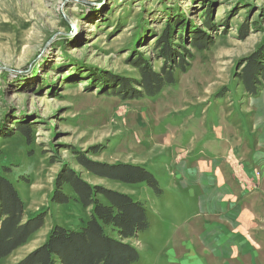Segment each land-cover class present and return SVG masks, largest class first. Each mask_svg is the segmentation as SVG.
<instances>
[{
    "label": "rangeland",
    "instance_id": "374dc122",
    "mask_svg": "<svg viewBox=\"0 0 264 264\" xmlns=\"http://www.w3.org/2000/svg\"><path fill=\"white\" fill-rule=\"evenodd\" d=\"M165 27L192 56L187 72L173 69L174 84L156 97L123 95L127 84L140 90L139 57L161 72L155 40ZM201 34L200 51L190 45ZM261 56L264 0H0V175L23 201V222L44 213L43 226L0 264L20 263L55 225L85 226L93 206L79 203L69 172L143 206L150 224L138 239L106 229L139 252L132 264L178 262L170 243L180 237L206 264H264V160L240 150L238 120L250 119L255 133L264 124L263 102L242 81ZM253 143L264 152V142ZM127 165L151 173L156 188L115 178L111 168ZM216 167L226 168L228 187L217 184ZM61 195L66 203L53 202ZM177 229L183 235L172 237Z\"/></svg>",
    "mask_w": 264,
    "mask_h": 264
},
{
    "label": "trees",
    "instance_id": "16d2710c",
    "mask_svg": "<svg viewBox=\"0 0 264 264\" xmlns=\"http://www.w3.org/2000/svg\"><path fill=\"white\" fill-rule=\"evenodd\" d=\"M211 21L213 20H204L203 25L215 31ZM170 30L165 27L161 36L155 40V48L159 58L163 60L161 72H155L146 58L139 57L133 65L139 71L140 80L137 84L140 90H131L127 84L123 95H126L128 90V95L134 98L156 97L164 87L174 84L173 69L187 72L190 64L185 60H191L192 56L188 53L189 56L184 57L176 50L177 46ZM192 39L191 47L200 51L206 49V35L193 36ZM247 66L242 72V81L246 91L255 96L264 87V56ZM19 132L26 134L22 127ZM111 169L118 174L115 177L118 180L131 183L146 182L156 188L155 178L142 167L127 165ZM67 174L65 182L73 187L79 196V203L84 207L93 206L90 219L79 231L55 225L45 244L18 264H132L138 261L139 252L128 244L112 239L106 229L113 227L122 239H137L139 232L149 226L143 206L130 196L118 192H98L97 188L91 187L74 172ZM96 194H102L109 204L99 201ZM67 201L62 195L59 199L53 198L56 203ZM43 215L44 213L35 215L23 222V201L13 183L0 175V260L25 244L29 237L43 226Z\"/></svg>",
    "mask_w": 264,
    "mask_h": 264
},
{
    "label": "crops",
    "instance_id": "0c3cea01",
    "mask_svg": "<svg viewBox=\"0 0 264 264\" xmlns=\"http://www.w3.org/2000/svg\"><path fill=\"white\" fill-rule=\"evenodd\" d=\"M251 99H255L256 101H261V102H263V105H264V87L261 89V91L257 95L251 96ZM257 114L259 116V117L257 116L259 118V120H262L263 123H264V107L262 109H260L259 113H257ZM246 118L247 117L246 116L244 117V115H243V117L238 118L239 122H241L240 123L241 124L240 133L242 135V138H241V149L240 150L245 152V157L248 156L249 153H251L250 155H252V159H253V157H255L257 160L258 159L259 160H261V159L264 160V152H259V150H258V152H255V148L251 147L254 144L253 143L254 141H256L257 143H261V144L264 142L263 141L264 140V133H263L264 132V124L262 125V129H261L262 131L260 130V132L255 133V132H253V130L251 128L250 119H249V121H247ZM212 137H213V135L210 138L212 139ZM249 142H250L251 146L249 145ZM202 150H203V148L200 149L199 153H197V150H195L196 153L198 154L196 157L201 156V153H203ZM199 163L202 164V165L203 164L206 165V163H204L202 160H200ZM220 168L221 167H216L215 168V169L218 170L217 176H216L217 184L221 183L220 182V180H221L222 181V183H221L222 184V188H226V187H228L230 185V182H232V181H231V179L228 178L227 175H224V173H225L224 170H226V168H222L223 172L221 171L222 169H220ZM242 204L243 205L247 204L246 203V199H244V197H243V200H242ZM251 213L254 214L253 212H251ZM172 232H173L172 235H171L172 237L175 236L177 233L179 235H183L181 233V231H178V229L177 230H173ZM137 239H138V237H137ZM174 241H175V243L173 244V239H171L170 245L171 244L175 245L173 247H175L174 253L176 255L183 254V255L180 256V260L178 262H175V263H171V261H159V262L155 261V264H206L207 263V261H205L203 259V256L199 252L195 251L194 247L188 241H183V239L181 237L178 238V239L174 238ZM214 244H215V246H218L217 241L214 242ZM171 248H172V246H171ZM226 249L228 250V247H226ZM246 257H242V258L246 259Z\"/></svg>",
    "mask_w": 264,
    "mask_h": 264
}]
</instances>
